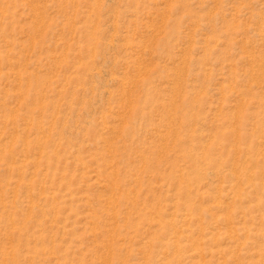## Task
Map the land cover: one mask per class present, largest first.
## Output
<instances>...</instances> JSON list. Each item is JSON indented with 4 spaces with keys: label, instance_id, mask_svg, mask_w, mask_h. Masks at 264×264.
Returning <instances> with one entry per match:
<instances>
[{
    "label": "rangeland",
    "instance_id": "374dc122",
    "mask_svg": "<svg viewBox=\"0 0 264 264\" xmlns=\"http://www.w3.org/2000/svg\"><path fill=\"white\" fill-rule=\"evenodd\" d=\"M0 264H264V0H0Z\"/></svg>",
    "mask_w": 264,
    "mask_h": 264
}]
</instances>
